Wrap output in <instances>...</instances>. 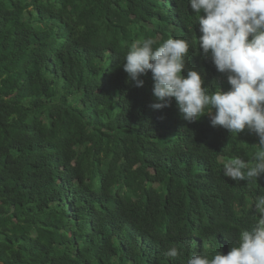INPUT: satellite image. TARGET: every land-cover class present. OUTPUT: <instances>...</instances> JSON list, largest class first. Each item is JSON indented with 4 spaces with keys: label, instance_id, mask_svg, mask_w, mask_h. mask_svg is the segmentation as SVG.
<instances>
[{
    "label": "trees",
    "instance_id": "obj_1",
    "mask_svg": "<svg viewBox=\"0 0 264 264\" xmlns=\"http://www.w3.org/2000/svg\"><path fill=\"white\" fill-rule=\"evenodd\" d=\"M195 15L188 0H0V264H187L254 224L264 175L223 164L255 163L258 138L186 121L174 99L154 110L151 72L136 87L122 67L134 41L184 38L186 68L227 90Z\"/></svg>",
    "mask_w": 264,
    "mask_h": 264
},
{
    "label": "clouds",
    "instance_id": "obj_2",
    "mask_svg": "<svg viewBox=\"0 0 264 264\" xmlns=\"http://www.w3.org/2000/svg\"><path fill=\"white\" fill-rule=\"evenodd\" d=\"M199 25L198 48L211 58L229 87L210 92L201 71L186 68L191 42L168 38L157 45L154 38L131 43L122 63L127 78L142 87V76L152 75L154 110L173 99L183 119L198 120L205 114L212 127L231 134L247 130L258 138L255 163L237 157L223 164V175L235 182L252 183L264 175V0H188ZM186 72V74H185ZM254 224L240 231L227 254L194 253L187 264H264V195L254 201ZM165 255L178 258L182 251L170 247Z\"/></svg>",
    "mask_w": 264,
    "mask_h": 264
}]
</instances>
